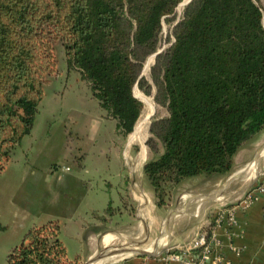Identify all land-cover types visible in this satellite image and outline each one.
<instances>
[{
    "label": "trees",
    "instance_id": "trees-1",
    "mask_svg": "<svg viewBox=\"0 0 264 264\" xmlns=\"http://www.w3.org/2000/svg\"><path fill=\"white\" fill-rule=\"evenodd\" d=\"M182 2L0 0V172L32 132L59 44L119 135H130L143 113L136 87L166 109L150 127L155 158L144 167L159 208L186 185L228 177L236 155L264 133V7L191 0L159 53L162 22ZM152 55L150 83L143 68ZM75 263L55 221L33 227L8 256V264Z\"/></svg>",
    "mask_w": 264,
    "mask_h": 264
},
{
    "label": "crops",
    "instance_id": "crops-1",
    "mask_svg": "<svg viewBox=\"0 0 264 264\" xmlns=\"http://www.w3.org/2000/svg\"><path fill=\"white\" fill-rule=\"evenodd\" d=\"M78 77L79 81L85 85L80 75ZM137 90L138 94L134 91V95L144 104V112L134 131L127 137L118 134L115 121L106 118V114L98 111L99 105L88 93V87L84 100L80 96L83 102L90 103L88 107H95L94 111H98L99 116L103 117L107 124L101 133L96 135L94 150L91 153V157L96 159V165L106 170L100 178V189L104 193L99 196L97 189L91 194L89 186L92 178L80 179V175L87 170L89 160L85 150L80 148L79 151L70 155L77 164V175H79L78 178L70 180L75 186L83 187L81 204L84 202L83 204L87 206L85 215H82L81 210L76 211V223L73 221L74 218L69 221L79 231L85 230L88 234L79 244L83 248L82 254L87 255L89 262L96 255L107 251V253L119 252L120 254L116 256L130 252L137 254L136 257L125 259L120 264H184L175 259L176 254L167 252L170 250L167 248L186 247L195 237L205 234L209 239H216L220 244L219 252L229 264H264V191L254 192L255 200L247 208L243 201H239L250 190L252 192L255 186L264 185V133L254 145L236 155L234 171L217 183L210 184L212 189L208 191V189L200 188V191L190 192L185 196L182 195L183 197L180 195L172 209H161L157 206L154 194L145 185L144 175L146 163L155 158L147 143L151 137L150 127L156 119L154 115L157 108L149 99L150 96ZM55 97H59V94ZM73 101L75 103L74 99ZM80 106L85 108L82 103ZM139 125L142 130L137 133ZM57 168L54 166L55 170ZM64 169L70 170L69 167ZM96 173H100L99 168ZM220 201L225 202L222 204L219 203ZM218 204L230 206L226 209L227 211L232 209L236 211L237 226H228L227 222L219 226L215 224L219 210H221L219 216L227 214L225 210L220 209L221 207H217ZM110 206L113 208V215L107 216L106 210ZM52 221L54 220L49 222ZM55 222L59 223V220ZM105 223L108 226H105ZM120 223H129L134 227H140L139 224H141L143 233L146 235L144 238L153 239L155 247L159 249L157 252L163 254L158 253L153 256L148 255L146 251V255H140L143 251L138 252L127 248L133 245L132 243L142 246L144 243L139 241L127 240L128 246H125L126 243L115 246V242L121 239L122 231L118 225ZM106 235H113V240L108 246L103 242ZM97 243L102 248L99 253L96 251Z\"/></svg>",
    "mask_w": 264,
    "mask_h": 264
},
{
    "label": "rangeland",
    "instance_id": "rangeland-1",
    "mask_svg": "<svg viewBox=\"0 0 264 264\" xmlns=\"http://www.w3.org/2000/svg\"><path fill=\"white\" fill-rule=\"evenodd\" d=\"M189 1L183 0L180 3L175 13L171 15L173 17L171 22L163 20L159 53L168 49L174 42V26L183 18L185 8L191 2ZM258 1L264 7V0ZM55 49L58 63L57 73L50 78L49 83L44 88L42 107L40 105L41 109L36 117L32 132L24 138L10 160L5 164L4 170L0 172V225L2 227L0 230V264H8L9 254L22 244L25 236L33 227L44 225L50 220H59L61 225L60 238L66 247L69 260L76 262L75 264H87L89 262L86 258L87 255L82 254L83 248L79 246L81 240L87 237V232L85 230L79 231L77 227L75 228L69 223L73 218L76 223V211L81 210L82 215H85L87 208L83 204L84 202L81 204V197L84 194L83 187L75 186L70 180L79 176L77 175V164L70 155L79 151L80 148L85 150L89 160L87 161V170L80 175V179L92 178L89 186L91 194L95 193L97 189L99 196L104 193L100 189V178L106 170L96 165V159L91 157V153L94 150L96 135H99L107 124H105L106 121L103 117L98 114L99 111L105 115L99 107L98 111H94L95 107H88L90 103L81 100V97L84 100V96H86L87 85L79 81V75L75 70L69 68L66 54L61 45H55ZM155 63L156 55H152L144 64L143 76L150 83H152L151 70ZM148 64L149 68L146 70ZM135 89L136 93L139 92L137 87ZM88 93L91 95L90 91ZM56 94H59V97H55ZM149 99L153 104L155 103L154 97L150 96ZM81 103L85 108L80 106ZM155 105L157 108L156 115H154L155 120L167 117L166 109L156 103L154 107ZM160 151H163L162 146H160ZM54 166L58 168L55 170ZM67 167L70 168L69 171H65L64 168ZM98 168L100 173H96ZM145 185L152 191L147 181ZM191 185L193 184L184 186L174 197L169 207L164 209H172L174 202L180 195L183 197L190 192L200 191V188L208 189V191L212 189L210 184L190 187ZM86 190L87 186L85 187ZM249 194H251V190L247 195ZM245 197L242 196L240 198L242 200L239 201H243ZM224 202L220 201L219 203L224 204ZM217 207L226 210L230 206L218 204ZM219 211L216 215L219 214ZM121 224L123 223L118 224L120 231H122L121 239L115 242V246L125 244L127 240L139 241L144 244L137 246L132 243L133 245L127 248L138 252L151 249L153 253L147 254L153 256L158 255V253L163 254L157 252L159 249L155 247L153 239L144 238L146 235L143 233L141 224L138 223L140 227H134L129 223ZM105 226L108 225L105 223ZM125 246L128 244L126 243ZM183 247H169L167 250H170L167 252L176 254ZM96 248L97 253L102 250L99 244ZM160 251L163 250L160 249ZM136 255L132 252L124 253L118 257L115 256L117 257L115 261L105 264H120L125 259H132Z\"/></svg>",
    "mask_w": 264,
    "mask_h": 264
},
{
    "label": "built area",
    "instance_id": "built-area-1",
    "mask_svg": "<svg viewBox=\"0 0 264 264\" xmlns=\"http://www.w3.org/2000/svg\"><path fill=\"white\" fill-rule=\"evenodd\" d=\"M264 185H257L251 194L247 195L243 200L244 206L247 208L255 200L254 192H263ZM226 215L216 216L215 224L220 225L227 222L228 226H237L238 220L235 215L236 211L225 210ZM220 244L216 239H209L205 234L195 237L186 247H183L179 255L175 256L176 260L182 261L184 264H229L219 252ZM175 254V253H174Z\"/></svg>",
    "mask_w": 264,
    "mask_h": 264
},
{
    "label": "bare ground",
    "instance_id": "bare-ground-1",
    "mask_svg": "<svg viewBox=\"0 0 264 264\" xmlns=\"http://www.w3.org/2000/svg\"><path fill=\"white\" fill-rule=\"evenodd\" d=\"M148 68H149V64L146 66V70H147ZM137 94H138V93H137ZM146 121H147V120H146ZM146 121H145V123H146ZM140 130H142V128H141V126L139 125L138 130H137V133H139ZM112 240H113V235H106V236L104 237L103 242H104V244H105L106 246H108V245L112 242ZM143 250H144V249H143ZM152 251H153V250H151V249H148V250H147L148 253H153ZM117 257H118V256H117ZM117 257H113V258H111V259H107V260L103 259L102 261L97 262V263L89 262L88 264H105V263H109V262H111V261H115V260L117 259Z\"/></svg>",
    "mask_w": 264,
    "mask_h": 264
},
{
    "label": "water",
    "instance_id": "water-1",
    "mask_svg": "<svg viewBox=\"0 0 264 264\" xmlns=\"http://www.w3.org/2000/svg\"><path fill=\"white\" fill-rule=\"evenodd\" d=\"M191 1V0H190ZM189 1V2H190ZM188 2V3H189ZM188 3H186V4H188ZM146 251H143V252H141L140 253V255H146ZM118 254H120L119 252H108V253H104V254H100V255H96L95 257H93L92 259H91V261L90 262H93V263H96V262H98L100 259H107V258H110V257H114V256H116V255H118Z\"/></svg>",
    "mask_w": 264,
    "mask_h": 264
}]
</instances>
